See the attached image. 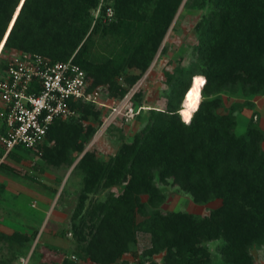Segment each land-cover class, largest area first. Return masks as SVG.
Returning a JSON list of instances; mask_svg holds the SVG:
<instances>
[{
  "label": "trees",
  "instance_id": "obj_1",
  "mask_svg": "<svg viewBox=\"0 0 264 264\" xmlns=\"http://www.w3.org/2000/svg\"><path fill=\"white\" fill-rule=\"evenodd\" d=\"M184 1L0 0V45L5 43L0 61L11 50L52 61L75 54L92 89L106 88L109 96L122 99L150 68ZM193 1L209 9L196 26L197 67L178 69L175 98L166 108L150 109L145 127L101 160L85 150L84 137H93L96 128L81 122L99 118L100 112L93 104L73 103L80 118L56 120L37 150L56 167L72 166L80 157L76 168L84 178L75 219L91 193L124 185L73 224L92 264H115L139 232L150 234L145 256L163 253V264H258L250 249L264 246V128L251 119L237 134L239 105L218 110L223 91L264 94V0ZM126 69L139 73L125 76L123 84L119 77ZM198 73L202 80L193 79ZM198 85L203 98L187 123L179 111ZM17 152L8 158L20 161ZM162 184L189 193L196 203L221 199L222 204L204 215L166 211L159 208L166 198ZM211 242H220L219 261ZM62 264L80 263L67 258Z\"/></svg>",
  "mask_w": 264,
  "mask_h": 264
},
{
  "label": "rangeland",
  "instance_id": "obj_2",
  "mask_svg": "<svg viewBox=\"0 0 264 264\" xmlns=\"http://www.w3.org/2000/svg\"><path fill=\"white\" fill-rule=\"evenodd\" d=\"M185 3L186 0L150 68L137 82L140 85L138 89L140 94L132 99V105L136 109L141 108L139 114L128 120L121 116L117 117L107 128H103L110 111L105 107L95 106L100 112L99 118L95 119L91 116L81 120L85 126L93 125L96 128L93 137H84L85 150H94L101 160H108L118 152L123 141L132 140L133 135L145 127L150 119V109L163 110L167 107L168 101L175 98L174 88L178 69L197 67L196 46L199 44L200 34L196 26L209 9L199 8L198 3L193 0L186 5ZM99 13L100 9L94 11L93 22L98 19ZM4 45L5 43L0 45V55ZM164 46L166 48L162 53ZM17 52V50L6 52L0 61V69ZM134 73H139V70L126 69L119 77V81L126 84L125 76ZM202 78L198 73L193 79L202 80ZM105 89L99 88L102 93L101 98L104 102L111 103L112 97ZM202 93L201 86L198 85L191 98L187 100L184 109L183 99L179 112L185 122H190L191 109L203 98ZM195 95L196 103L190 107L189 104ZM221 96L223 105L218 110L220 113H226L233 105H239L235 112L238 121L237 134L246 131L251 119L264 128V94L245 95L239 90L237 93L223 91ZM76 118L79 119L80 115L78 114ZM16 150L23 158L20 161L8 158L4 167L0 169V264L13 263L31 250L33 255L31 264H62L67 257L80 264H92L87 262L83 250L84 244L78 241L73 224L79 223L95 202L105 200L111 193H121L124 185L91 193L82 215L75 219L74 214L80 202L84 178L83 171L76 168L80 157L72 166L63 164L56 167L48 164L36 150H25V148ZM73 157L75 158V154ZM161 188L166 198L159 208L166 211L204 215L222 204L221 199H213L202 204L196 203L189 193L180 191L171 184H162ZM144 218L139 216V220ZM219 244L220 242L208 244L209 249L218 257V261L221 258ZM150 245V234L139 232L137 242L132 243L129 252L115 264H130L136 259L161 264L163 253L145 256V251ZM250 252L258 264H264V246H253Z\"/></svg>",
  "mask_w": 264,
  "mask_h": 264
},
{
  "label": "built area",
  "instance_id": "obj_3",
  "mask_svg": "<svg viewBox=\"0 0 264 264\" xmlns=\"http://www.w3.org/2000/svg\"><path fill=\"white\" fill-rule=\"evenodd\" d=\"M17 51L0 69V147L4 150L0 167L19 147L37 151L56 120L76 118L78 109L73 103L109 109L103 128L117 117L128 120L141 111L132 105L138 83L122 99L112 97L106 103L99 88H91L93 80L75 62V54L68 60L52 61L40 53ZM32 256L31 250L10 264H31ZM130 264L156 263L136 259Z\"/></svg>",
  "mask_w": 264,
  "mask_h": 264
},
{
  "label": "bare ground",
  "instance_id": "obj_4",
  "mask_svg": "<svg viewBox=\"0 0 264 264\" xmlns=\"http://www.w3.org/2000/svg\"><path fill=\"white\" fill-rule=\"evenodd\" d=\"M196 97H197V96L195 95V96H194V99L192 98L193 100H192V101L190 102V104H189L190 107H193V106L195 105V103H196ZM199 97H200V96H199ZM189 106H188V107H189ZM188 112H189V111H188ZM190 120H191V119H190Z\"/></svg>",
  "mask_w": 264,
  "mask_h": 264
},
{
  "label": "snow or ice",
  "instance_id": "obj_5",
  "mask_svg": "<svg viewBox=\"0 0 264 264\" xmlns=\"http://www.w3.org/2000/svg\"><path fill=\"white\" fill-rule=\"evenodd\" d=\"M201 83H203V81H201Z\"/></svg>",
  "mask_w": 264,
  "mask_h": 264
}]
</instances>
